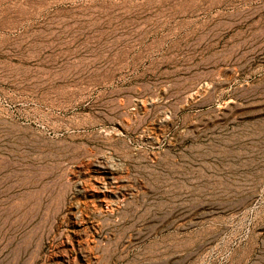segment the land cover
<instances>
[{
  "label": "rangeland",
  "instance_id": "1",
  "mask_svg": "<svg viewBox=\"0 0 264 264\" xmlns=\"http://www.w3.org/2000/svg\"><path fill=\"white\" fill-rule=\"evenodd\" d=\"M0 264H264V0H0Z\"/></svg>",
  "mask_w": 264,
  "mask_h": 264
},
{
  "label": "bare ground",
  "instance_id": "2",
  "mask_svg": "<svg viewBox=\"0 0 264 264\" xmlns=\"http://www.w3.org/2000/svg\"><path fill=\"white\" fill-rule=\"evenodd\" d=\"M65 88V87H64ZM72 88V87H71ZM76 88V87H75ZM72 93V92H71ZM68 95V93H67ZM65 96V95H64ZM63 96V97H64ZM63 102V101H62ZM59 115V114H58ZM64 117V116H63ZM39 123V122H38ZM66 123V122H65ZM84 123V122H83ZM69 125V124H68ZM35 127V126H34ZM43 129H38L37 131V135L36 138L39 142L41 143H50V144H59L60 142H63L64 139L62 138V136L60 135V131L62 130V127L59 124H57L56 122H53L52 124H47V123H43L42 124ZM29 128H32V126L29 125ZM28 129V128H27ZM33 129V128H32ZM47 130L48 131H52L53 135H46L47 134ZM67 131V130H66Z\"/></svg>",
  "mask_w": 264,
  "mask_h": 264
}]
</instances>
